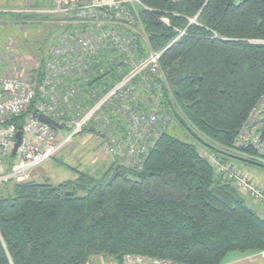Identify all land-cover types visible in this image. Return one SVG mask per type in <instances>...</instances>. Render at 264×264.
<instances>
[{"label":"trees","instance_id":"16d2710c","mask_svg":"<svg viewBox=\"0 0 264 264\" xmlns=\"http://www.w3.org/2000/svg\"><path fill=\"white\" fill-rule=\"evenodd\" d=\"M139 2L149 50H164L163 107L217 163H253L259 152L235 141L264 94V0ZM208 157L163 132L140 166L116 161L98 177L74 169L57 185L11 184L0 195V264H222L229 253L264 251V217Z\"/></svg>","mask_w":264,"mask_h":264},{"label":"built area","instance_id":"2783aa9c","mask_svg":"<svg viewBox=\"0 0 264 264\" xmlns=\"http://www.w3.org/2000/svg\"><path fill=\"white\" fill-rule=\"evenodd\" d=\"M142 7L139 0H53L52 9L43 13L62 17V24L73 25L75 30L57 36L43 64L36 65L31 72H20L0 63V185L27 181L32 170L51 160L87 126L100 127L101 134L107 132L109 105L117 113L123 132L115 129L113 134L121 135L120 142L106 136L105 149L111 155L120 153L126 166L142 164L171 118L164 112L163 98L158 92L154 99L145 97L151 89L137 94L140 81L146 88L151 86L161 56V52L149 50L146 41L149 54H140L141 34L136 30V21ZM37 75L39 84L34 83ZM97 78L102 80L101 84L93 82ZM111 78L117 79V83H109ZM128 99L131 107H125ZM141 101L148 107L134 111L133 107ZM30 109L32 112L27 113ZM39 115L56 121L60 128L40 122ZM17 133L20 144L12 155ZM263 136L264 94L241 127L235 147H251L259 152ZM254 160L264 164L261 157ZM208 161L217 174L234 184L240 195L264 211V190L258 184L230 163L220 164L212 157ZM3 162L9 164L6 172ZM259 257L264 264V251ZM100 264L170 263L125 256L118 263Z\"/></svg>","mask_w":264,"mask_h":264},{"label":"rangeland","instance_id":"374dc122","mask_svg":"<svg viewBox=\"0 0 264 264\" xmlns=\"http://www.w3.org/2000/svg\"><path fill=\"white\" fill-rule=\"evenodd\" d=\"M52 6L53 0H0V63H5L7 67L14 70L17 69L20 72L23 69H25L26 72H31L36 65H39L41 58L45 59L47 57L48 51L57 36H62L69 30H75V26L73 25L62 24V21L65 20L62 17L43 13L52 9ZM39 10L40 12H38ZM17 14L34 16L32 18L20 19L16 17ZM162 19L164 20V25L169 24V20L164 18ZM192 22H194V20H192L191 23ZM141 28V19L138 14L136 30L141 34V37L138 36L139 44L141 47L146 48V38L142 35ZM182 34L183 31H180L178 37ZM163 51L164 50L158 51V54L161 52L162 55ZM148 54L149 52L145 54V57H147ZM94 81L95 79L93 82ZM117 81V79L115 80L114 78H111L109 83H117ZM101 83L102 80L95 82L96 85ZM150 85V87L148 86L149 88H146L147 85L140 81V87L137 90V94L141 93L143 90L146 92V89H151V91L146 92L150 95H146L145 97L150 96L151 99H154V97H157L155 96L156 92H158V95H162V98H164L163 95L165 94V91H168V85L159 64L156 71V77L150 81ZM155 85L157 88H155ZM161 86L162 92H160ZM129 101L130 100L128 99L125 102V107L132 106ZM117 105L121 104L119 103ZM146 107L148 106L141 101L133 107V110L136 112L138 111L136 109L144 111V108ZM164 112L170 115L166 108H164ZM106 115L108 116V120L110 122V125L108 126L109 129L106 128L107 132L101 134L100 127L94 128L87 126L86 128H83L82 131L73 137L72 140L51 160L32 170L27 181H35L37 183L47 181L52 185H57L63 181L73 180L75 177L73 172L74 169L87 172L98 177L113 162L117 161L122 163L123 160L120 153H117V155L113 153L111 155L108 153L109 151L105 149L107 147L106 136L110 135L111 138L120 142L119 140H121V135L114 136L113 134H116L114 133L115 129L120 131L122 128L121 125H118L117 113L113 110L112 105L107 107ZM159 118L160 117H158V119ZM120 132H123V130ZM164 132L184 143L194 144L202 155L213 158V155L210 154L199 141L203 139L198 136L194 130H192L191 134L188 130L182 128L179 124L173 121L172 117L170 118ZM64 134L65 132H62V135ZM260 145L259 154L262 155L260 157L261 160L264 161V136L261 138ZM247 159L248 158H246V160ZM226 163H230L235 166L238 171L247 175L248 178L264 190L263 162L261 163L254 160L253 163L247 161H234L233 163ZM62 166H67L68 168H64ZM3 168L5 172L8 171L9 164L7 162H3ZM16 183L17 182L10 181L5 184H1L0 195L7 192V190L11 187V184ZM246 204L256 213L260 214L259 208H254L255 206L249 199H246ZM260 208L263 211L261 206ZM260 253L261 252L255 254L229 253L224 258L222 264L231 261L233 258H243L244 256H253V258L258 260V264H261V258L259 257ZM101 262L104 263L103 260L98 259L94 262V264H100ZM236 264L253 263L246 262Z\"/></svg>","mask_w":264,"mask_h":264},{"label":"water","instance_id":"95a60500","mask_svg":"<svg viewBox=\"0 0 264 264\" xmlns=\"http://www.w3.org/2000/svg\"><path fill=\"white\" fill-rule=\"evenodd\" d=\"M38 120L40 122L46 124V125L51 126L54 129H59L60 128L59 124L56 121L52 120L51 118H49V117H47L45 115H39L38 116ZM15 139H16V143H15V146H14V149H13V152H12V155H14L17 147L20 144V133H17L16 134Z\"/></svg>","mask_w":264,"mask_h":264},{"label":"crops","instance_id":"0c3cea01","mask_svg":"<svg viewBox=\"0 0 264 264\" xmlns=\"http://www.w3.org/2000/svg\"><path fill=\"white\" fill-rule=\"evenodd\" d=\"M38 12H40V10ZM253 205L255 206V207L253 206L254 208H259L260 215L264 217L263 211L260 208V206L255 205V204H253ZM246 262H252L253 264H258V260L256 258H253V256H244L243 258H239V257L233 258V259H231V261L224 263V264H236V263H246Z\"/></svg>","mask_w":264,"mask_h":264}]
</instances>
